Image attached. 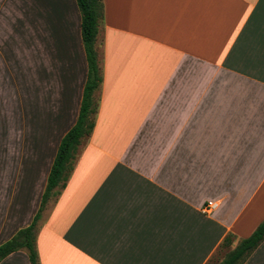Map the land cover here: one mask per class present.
Returning <instances> with one entry per match:
<instances>
[{"label":"crops","instance_id":"obj_1","mask_svg":"<svg viewBox=\"0 0 264 264\" xmlns=\"http://www.w3.org/2000/svg\"><path fill=\"white\" fill-rule=\"evenodd\" d=\"M103 3L96 124L42 210L39 264H209L264 220V0ZM22 26L0 33V245L39 212L89 74L77 0H0Z\"/></svg>","mask_w":264,"mask_h":264},{"label":"trees","instance_id":"obj_2","mask_svg":"<svg viewBox=\"0 0 264 264\" xmlns=\"http://www.w3.org/2000/svg\"><path fill=\"white\" fill-rule=\"evenodd\" d=\"M77 3L82 14V38L89 64L79 116L59 145L39 212L31 225L20 229L10 240L0 245V262L13 252L27 249L31 264H39L36 237L42 210L50 197L57 196L60 188H64L73 170L79 148L91 135L96 124L100 103L99 91L103 81L97 39L104 19V3L103 0H77ZM233 240L232 234L225 237L220 249L227 252L217 264H244L264 241V220L250 236L241 239L236 247L231 249Z\"/></svg>","mask_w":264,"mask_h":264},{"label":"rangeland","instance_id":"obj_3","mask_svg":"<svg viewBox=\"0 0 264 264\" xmlns=\"http://www.w3.org/2000/svg\"><path fill=\"white\" fill-rule=\"evenodd\" d=\"M26 27V26H25ZM10 29V30H9ZM8 31H10V33H16V32H19V33H25L27 34V30L25 29L24 31V26H22V29L17 31V27H0V33H8ZM31 75H32V71H31ZM56 196H52L50 197V199L48 200V202L45 204V206H49V204L51 202H53V200H55ZM44 206V208H45ZM227 250H219L217 252V254L213 257V259L211 260L210 264H217L220 260H222L226 254Z\"/></svg>","mask_w":264,"mask_h":264},{"label":"built area","instance_id":"obj_4","mask_svg":"<svg viewBox=\"0 0 264 264\" xmlns=\"http://www.w3.org/2000/svg\"><path fill=\"white\" fill-rule=\"evenodd\" d=\"M216 208H217V202H209L208 205L204 207L203 210L205 213H209L215 210Z\"/></svg>","mask_w":264,"mask_h":264}]
</instances>
